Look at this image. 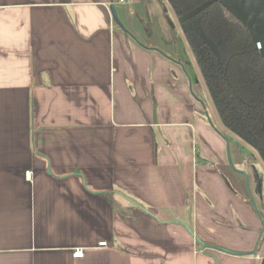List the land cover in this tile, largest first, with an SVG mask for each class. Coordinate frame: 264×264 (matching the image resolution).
<instances>
[{
	"label": "crops",
	"instance_id": "obj_1",
	"mask_svg": "<svg viewBox=\"0 0 264 264\" xmlns=\"http://www.w3.org/2000/svg\"><path fill=\"white\" fill-rule=\"evenodd\" d=\"M177 23L168 0H0V264H261L264 163Z\"/></svg>",
	"mask_w": 264,
	"mask_h": 264
},
{
	"label": "trees",
	"instance_id": "obj_2",
	"mask_svg": "<svg viewBox=\"0 0 264 264\" xmlns=\"http://www.w3.org/2000/svg\"><path fill=\"white\" fill-rule=\"evenodd\" d=\"M168 2L204 80L213 86V98L222 122L240 139L263 151L258 143L264 144L261 131L264 128V60L249 33L218 0ZM205 38L214 44L218 57L205 45ZM247 82L251 84L250 89L256 88L258 95L246 90Z\"/></svg>",
	"mask_w": 264,
	"mask_h": 264
},
{
	"label": "water",
	"instance_id": "obj_3",
	"mask_svg": "<svg viewBox=\"0 0 264 264\" xmlns=\"http://www.w3.org/2000/svg\"><path fill=\"white\" fill-rule=\"evenodd\" d=\"M218 2L247 30L261 58L264 60V0H218ZM111 14L113 19H115L116 16L113 9H111ZM204 41L207 42L206 39ZM170 223L183 227L194 238L201 253L204 250L211 249L232 256L256 255V249L250 253H243L204 243L195 237L186 223L178 220L171 221Z\"/></svg>",
	"mask_w": 264,
	"mask_h": 264
},
{
	"label": "flooded vegetation",
	"instance_id": "obj_4",
	"mask_svg": "<svg viewBox=\"0 0 264 264\" xmlns=\"http://www.w3.org/2000/svg\"><path fill=\"white\" fill-rule=\"evenodd\" d=\"M188 25H190V23L188 22ZM192 27L194 28V25L192 24ZM206 39V38H205ZM207 40V42H205V45L210 49V50H212L214 53H216V56L218 57V55H219V53H218V50L216 49V47L214 46V44H212V42L209 40V39H206ZM212 48H211V47ZM211 83V82H210ZM210 83H208L207 82V80L205 81V84H206V87H207V89H208V93L210 94V97H211V99H210V101L212 102L211 104H213V106H214V108H215V110H216V112H217V114H218V117L220 118V120H221V116H220V114H219V112L217 111V109H216V105H215V101H214V98H213V93H214V95H215V92L212 90L213 89V86H212V88H211V86H210ZM245 88H246V90L249 92L250 91V93L252 94V95H258L257 94V92H256V88H252V89H250L251 88V84L249 83V82H247V83H245ZM254 97H258V96H254ZM221 123L223 124V126L226 128V129H228V130H230V128H228L223 122H222V120H221ZM261 131H262V134H264V128H263V126L261 127ZM245 134L246 135H248L246 132H245ZM248 138H250V137H248ZM258 145H259V147L263 150V151H261V150H257L256 148L254 149V147H253V149L255 150V152L257 153V155L261 158V160L263 161V163H264V144H262V143H258ZM261 264H264V256L261 258Z\"/></svg>",
	"mask_w": 264,
	"mask_h": 264
},
{
	"label": "rangeland",
	"instance_id": "obj_5",
	"mask_svg": "<svg viewBox=\"0 0 264 264\" xmlns=\"http://www.w3.org/2000/svg\"><path fill=\"white\" fill-rule=\"evenodd\" d=\"M178 24V26L180 27V30L182 31V29H181V26L179 25V23H177ZM182 33H183V31H182ZM184 34V33H183ZM185 36V35H184ZM186 38V37H185ZM187 39V38H186ZM188 44V50H189V52H191V55H192V57H194V61H195V64H196V67H197V69L199 70V73H200V78H201V81H202V85H203V87H204V90H205V93H206V95L208 96V100L210 101V99H211V97H210V94L208 93V89H207V87H206V84H205V80H204V77H203V75L201 74V71H200V69H199V67H198V64H197V62H196V57H195V54H194V52L192 51V49H191V47H190V44L189 43H187ZM195 79H197L196 77H195ZM196 92V94L198 93L197 92V90L195 91ZM211 102V101H210ZM212 103V102H211ZM214 106H213V104H210V106H209V113L212 115V113H213V115L214 114H216V112H215V110H213L214 108H213ZM212 115V116H213ZM213 117H215L216 119H217V116H213ZM222 127V126H221ZM256 153V152H255ZM255 172H256V174H257V177L261 180V181H263V178H264V175H263V173H261V171L257 168V167H255ZM260 181V183L261 184H263V194L261 195V197L264 199V183L263 182H261ZM260 189H261V187H260ZM216 264V263H215Z\"/></svg>",
	"mask_w": 264,
	"mask_h": 264
},
{
	"label": "built area",
	"instance_id": "obj_6",
	"mask_svg": "<svg viewBox=\"0 0 264 264\" xmlns=\"http://www.w3.org/2000/svg\"><path fill=\"white\" fill-rule=\"evenodd\" d=\"M117 2H118V4L123 5V4L126 3V0H117ZM30 178H31V174H30V172H26V173H25V179H26L27 181H29ZM99 247H104V248H106V247H107V243L102 242V243L99 244ZM83 255H84V253H83L82 250H75V251H73V253H72V257L75 258V259H76V258H82Z\"/></svg>",
	"mask_w": 264,
	"mask_h": 264
}]
</instances>
